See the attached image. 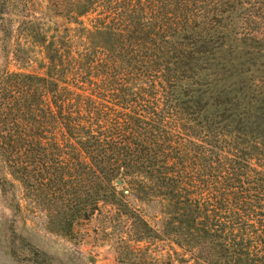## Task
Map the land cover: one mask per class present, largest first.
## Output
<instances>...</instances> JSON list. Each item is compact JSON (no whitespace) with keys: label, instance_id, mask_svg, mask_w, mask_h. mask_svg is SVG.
<instances>
[{"label":"trees","instance_id":"1","mask_svg":"<svg viewBox=\"0 0 264 264\" xmlns=\"http://www.w3.org/2000/svg\"><path fill=\"white\" fill-rule=\"evenodd\" d=\"M50 7L0 47L11 214L119 264H264V0Z\"/></svg>","mask_w":264,"mask_h":264},{"label":"rangeland","instance_id":"2","mask_svg":"<svg viewBox=\"0 0 264 264\" xmlns=\"http://www.w3.org/2000/svg\"><path fill=\"white\" fill-rule=\"evenodd\" d=\"M50 0H0V47L18 29L45 30L52 26ZM60 21V19H56ZM10 68L14 66L9 65ZM35 69V68H33ZM36 70V69H35ZM146 216L159 219L157 199L137 202ZM0 264H119L113 247L106 241L85 237L81 240L48 232L11 214L0 193Z\"/></svg>","mask_w":264,"mask_h":264}]
</instances>
